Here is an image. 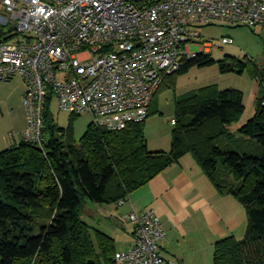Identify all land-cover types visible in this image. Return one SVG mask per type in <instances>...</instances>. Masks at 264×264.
Here are the masks:
<instances>
[{"label": "trees", "instance_id": "1", "mask_svg": "<svg viewBox=\"0 0 264 264\" xmlns=\"http://www.w3.org/2000/svg\"><path fill=\"white\" fill-rule=\"evenodd\" d=\"M229 58L202 52L185 59L158 90L174 88L194 66L217 63L222 73L238 74L250 66L259 90L255 112L242 124L243 91L213 83L175 97L169 151L147 147L150 111L121 129L92 121L78 141L70 124L60 127L46 112L41 147L22 139L0 151V264H115L114 238L81 219L83 202L125 200L185 154L246 210L244 236L217 240L213 264H264V62Z\"/></svg>", "mask_w": 264, "mask_h": 264}, {"label": "built area", "instance_id": "2", "mask_svg": "<svg viewBox=\"0 0 264 264\" xmlns=\"http://www.w3.org/2000/svg\"><path fill=\"white\" fill-rule=\"evenodd\" d=\"M218 21L262 26L264 0H0V81L25 80L22 139L44 144L54 98L62 111L90 113L108 129L142 121L164 76L210 53L198 27ZM124 219L133 244L115 251V264H176L160 252L166 233L153 210Z\"/></svg>", "mask_w": 264, "mask_h": 264}, {"label": "rangeland", "instance_id": "3", "mask_svg": "<svg viewBox=\"0 0 264 264\" xmlns=\"http://www.w3.org/2000/svg\"><path fill=\"white\" fill-rule=\"evenodd\" d=\"M198 29L201 33L200 41L213 44L210 47V55L214 60L230 62L229 57L241 60L246 57L257 65L264 62V35L260 26L254 28L244 25L232 26L218 21ZM4 31L7 33V28L4 27ZM2 34L0 26V35ZM223 36L232 38L233 44H218ZM191 50L198 52L200 47L198 44H192ZM249 67L242 74L222 73L219 65L215 63L203 67L194 66L188 72L177 76L174 88L158 90L151 106V113L144 124L146 138L153 140L158 135H166V140L171 139L175 97L213 83L221 89L235 87L243 91L245 109L240 123H244L255 112V98L259 90L258 82L252 77L249 72L251 67ZM25 91V80L20 75L8 81H0V151L15 146L22 139V133L27 127V109L22 99ZM49 115L60 127H67L70 124L75 141L81 138L88 124L94 121V116L90 113L71 116L62 111L55 98L51 102ZM166 146L165 150L169 151V145ZM119 214L116 203H96L89 199H85L80 211L81 219L92 229L100 230L113 237L116 248L127 249L133 244V236L128 230L129 222L121 221Z\"/></svg>", "mask_w": 264, "mask_h": 264}, {"label": "crops", "instance_id": "4", "mask_svg": "<svg viewBox=\"0 0 264 264\" xmlns=\"http://www.w3.org/2000/svg\"><path fill=\"white\" fill-rule=\"evenodd\" d=\"M260 27L264 35V25ZM152 105L153 101L150 112ZM167 140L166 135L147 138V147L151 151H167L171 139ZM116 204L123 222H127L124 215L132 210H153L166 233L160 252L176 264H212L215 242L229 235L240 239L247 227L245 207L235 196L220 193L191 154L183 155L134 190L123 204ZM128 228L132 234L130 223Z\"/></svg>", "mask_w": 264, "mask_h": 264}]
</instances>
